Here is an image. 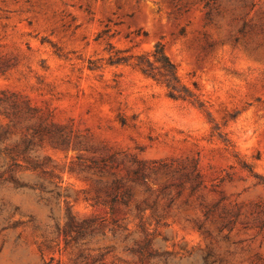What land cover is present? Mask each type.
Wrapping results in <instances>:
<instances>
[{"label": "rangeland", "instance_id": "obj_1", "mask_svg": "<svg viewBox=\"0 0 264 264\" xmlns=\"http://www.w3.org/2000/svg\"><path fill=\"white\" fill-rule=\"evenodd\" d=\"M0 176V264H264V0H0Z\"/></svg>", "mask_w": 264, "mask_h": 264}, {"label": "trees", "instance_id": "obj_2", "mask_svg": "<svg viewBox=\"0 0 264 264\" xmlns=\"http://www.w3.org/2000/svg\"><path fill=\"white\" fill-rule=\"evenodd\" d=\"M136 66L146 76L164 84L168 88L170 96L175 99L177 98L176 92L179 91L180 87L182 86L180 83L177 66L168 57L164 46L161 43L157 44L149 53L138 56ZM8 153L11 159L15 160L12 152L9 151ZM87 229L88 228H83L82 230L81 228L79 230L78 238L84 237L83 235L87 232L85 231Z\"/></svg>", "mask_w": 264, "mask_h": 264}]
</instances>
